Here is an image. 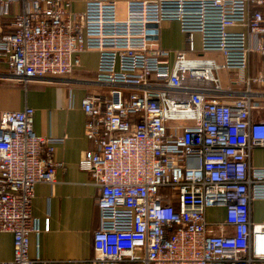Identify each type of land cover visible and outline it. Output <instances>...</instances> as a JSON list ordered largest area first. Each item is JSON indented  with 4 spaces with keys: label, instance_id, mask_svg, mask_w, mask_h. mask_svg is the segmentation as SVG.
I'll return each instance as SVG.
<instances>
[{
    "label": "built area",
    "instance_id": "1",
    "mask_svg": "<svg viewBox=\"0 0 264 264\" xmlns=\"http://www.w3.org/2000/svg\"><path fill=\"white\" fill-rule=\"evenodd\" d=\"M15 3L20 9L12 12ZM262 5L128 0L119 16L115 0H84L79 12L69 0H0V15L13 17L0 33V52L17 81L65 77L81 53L98 54L94 78L85 82L103 90L81 99L92 146L78 161L98 189L95 261L264 260V224L250 217L252 200L264 199V167L250 164L251 149L264 146V121L254 118L259 104L249 89L221 98L215 75L245 69L249 53L264 58ZM167 20L179 23L186 51L160 46L158 27ZM246 83L264 85V73ZM33 113L26 106L0 117V232L13 237V258L0 264H32L34 187L55 183L60 166L54 139L34 133ZM213 206L225 208L222 222L206 221Z\"/></svg>",
    "mask_w": 264,
    "mask_h": 264
},
{
    "label": "crops",
    "instance_id": "2",
    "mask_svg": "<svg viewBox=\"0 0 264 264\" xmlns=\"http://www.w3.org/2000/svg\"><path fill=\"white\" fill-rule=\"evenodd\" d=\"M69 1L73 11L84 9V0ZM115 1L119 16H124L128 0ZM257 8L264 12V5ZM19 9L20 3L11 6L12 12ZM12 22L11 14L0 15V33L10 30ZM158 30L163 49L171 52L187 50L186 36L177 21H162ZM196 48H199L198 35ZM215 57L221 62L219 54ZM97 61L96 51H85L80 54V66L72 74L61 78L35 79L24 84L12 77L0 52V117L6 111L22 110L26 106L33 108V131L37 136L54 139L53 158L60 163L55 183L39 182L34 187L31 212L37 220L38 232L29 236L32 264H100L94 260L93 248V234L100 224L96 206L98 189L90 174L78 167L84 151L92 146L85 136L86 117L81 99L89 92L103 90L98 85L85 82L93 80ZM261 73H264V58L249 53L245 69H221L215 75L224 90L221 98L237 97L249 89L252 99L259 104L254 118L264 121V85L246 83L247 79ZM250 164L264 167V146L251 149ZM250 217L254 224H264V199L252 200ZM205 218L209 223L222 222L225 208L208 207ZM214 230L216 232L217 228ZM12 258V234L0 232V261ZM253 264H264V260Z\"/></svg>",
    "mask_w": 264,
    "mask_h": 264
},
{
    "label": "rangeland",
    "instance_id": "3",
    "mask_svg": "<svg viewBox=\"0 0 264 264\" xmlns=\"http://www.w3.org/2000/svg\"><path fill=\"white\" fill-rule=\"evenodd\" d=\"M218 55V54H217ZM206 56H208L207 54H206ZM219 57V56H218Z\"/></svg>",
    "mask_w": 264,
    "mask_h": 264
}]
</instances>
